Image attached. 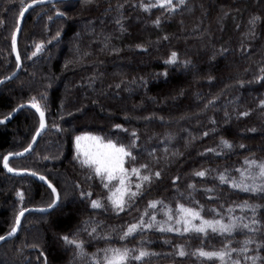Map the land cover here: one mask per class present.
<instances>
[{
  "label": "trees",
  "instance_id": "trees-1",
  "mask_svg": "<svg viewBox=\"0 0 264 264\" xmlns=\"http://www.w3.org/2000/svg\"><path fill=\"white\" fill-rule=\"evenodd\" d=\"M30 1L0 0V79L16 69L14 30ZM163 3L57 0L25 15L17 39L21 68L0 86V117L35 103L46 129L8 167L44 176L59 203L22 217L18 232L0 243V264H104L112 249L125 248L148 253L126 264H264V179L246 163H264V0ZM38 127L27 108L0 125V237L23 208L53 202L44 182L2 166ZM84 133L130 153L123 158V211L109 199L119 180L102 179L82 163L75 142ZM94 200L101 207L93 208ZM180 205L235 227L230 234L184 233L176 224ZM133 224L136 231L121 239ZM169 227L181 231L160 230ZM199 249L229 255L207 259L194 255Z\"/></svg>",
  "mask_w": 264,
  "mask_h": 264
},
{
  "label": "snow or ice",
  "instance_id": "snow-or-ice-1",
  "mask_svg": "<svg viewBox=\"0 0 264 264\" xmlns=\"http://www.w3.org/2000/svg\"><path fill=\"white\" fill-rule=\"evenodd\" d=\"M181 3H183V0H180ZM172 0H164V3L159 5L163 7L165 4H171ZM24 11L26 9H23L20 12V15L23 16ZM158 23V21H157ZM13 42H15V36H13ZM40 45H37V50L39 51ZM35 55V53H33ZM176 54H172V58L169 63H172L175 61ZM32 107L36 108L38 112H40L41 122H40V128L42 129L44 127V113L40 110V107L37 104H32ZM3 121H0L2 123ZM119 127V126H117ZM82 142H91L87 145L83 144ZM226 147H231L227 143V141L223 142ZM76 147L78 153H81L84 156V160L82 163L87 166H93L95 174L98 177H101L102 179L106 177V179L111 182L113 180H119L120 187L116 189V192L112 194V196L109 197L111 200L113 206L120 210H124V204H125V194L128 193V188L126 187V179H127V172L123 168V158L125 156H129L130 153L127 152L123 147H116L111 141H108L107 143H104L100 140L98 137H91V136H78L76 137ZM246 163L249 165V168L256 167L259 169L258 176L261 179H264V163L256 164L255 161H246ZM4 167L8 169L9 172L13 171V169L8 168L7 164V157L4 158ZM133 174H138L137 169L132 170ZM157 176L159 173L156 174ZM196 175L203 177L205 175L204 172H198ZM242 177L244 176V173H241ZM43 179V177H41ZM144 181H148L150 178L148 176H143L141 178ZM221 182H225V177L221 175L220 177ZM108 185L105 184V187ZM233 187L236 188H242L243 191H255L257 189H254L248 185L238 184L233 182ZM51 187V185H49ZM141 187L140 184L136 185V188L139 189ZM264 190V189H260ZM55 191V189H53ZM137 193L132 192L131 195L135 196ZM22 195V194H18ZM92 207L93 208H99L101 207V204L98 201H92ZM150 208H155L156 203L153 202L149 205ZM178 211L180 213V216L176 219L177 225H183V232L187 233L189 231H194L196 233H206L207 230H211L212 232H219L221 234L223 233H231L235 225L233 224H222L219 220L215 221H208L203 220L200 217V213L198 211L193 210L192 208H186L182 205L178 206ZM24 212L21 211L20 214L16 217V224L19 225L20 223V217L23 216ZM169 220H171L173 217L169 215ZM154 219V218H153ZM194 220H200L199 226L194 225L192 221ZM150 226V225H149ZM137 225L133 224L131 225L128 230L124 233V235L121 237V239H125L126 237L133 234V232L136 231ZM244 228H248V224L243 225ZM161 231H177L180 232V228H172L169 227L167 229L161 228ZM95 231V230H93ZM16 232V227H13L12 231L9 233V235H12ZM4 239V237H0V240ZM65 240L67 241V237H65ZM72 243L71 241H69ZM76 247H81L80 244H76ZM227 248V246H225ZM131 251L127 248L120 250V249H112V254L106 255L104 258V264H126V261L129 259L134 260H141L144 256L148 255V253L144 251H140L138 255H131ZM235 251V249H233ZM180 256H184L185 252L183 250H180L179 252ZM194 255H198L200 257H204L207 259L217 258L221 261L224 260L226 256L229 255L228 251H221V252H207L203 249H199ZM233 264H239V261H234Z\"/></svg>",
  "mask_w": 264,
  "mask_h": 264
},
{
  "label": "water",
  "instance_id": "water-1",
  "mask_svg": "<svg viewBox=\"0 0 264 264\" xmlns=\"http://www.w3.org/2000/svg\"><path fill=\"white\" fill-rule=\"evenodd\" d=\"M52 1H57V0H32V1L28 2L26 5H24V7L21 9V11L23 9H26V11H24L23 16H21L20 13H19V15L17 17L16 27H15L14 35H13V36H15V42H13V40H12V53H13L14 59L16 61V69L10 75L5 76V77L0 79V86L2 84H4V83L9 82L11 79H13L17 75V73L19 72V70L21 68V61H20V58H19V55H18V50H17V39H18L20 30H21L22 22H23V19H24L25 15L32 8H34L36 6H39V5L50 3ZM32 104H34V103H30V102L21 103V104L17 105L8 115L0 118V121H3L2 123H0V125L1 124H6V123L10 122L15 117V115L20 110H22L24 108L33 110L37 114V116L39 118V127H38L36 133L33 135V137L31 139L30 143L28 144V146L25 149H23L22 151H19V152H16V153H8L2 159V166L6 170L7 173H9L11 175H14V176H32V177L38 179L39 181L44 182V184L50 189V191L53 194L54 199H53V202L49 206H47V207L30 206V207L23 208L21 210V211L24 212L23 216L25 214L31 213V212L32 213H42V214L43 213H47V212L51 211L52 209H54L59 203V194H58L57 189L44 176L38 175V174L33 173L31 171H28V170H13V171L9 172L8 169L4 167V158L5 157H7V164H8V161L10 159H15V158H19V157H23V156L27 155L33 149V147L35 146L39 136L46 129V118H45V115L43 117V119H44V127L41 129L40 128V122H41L40 112H38L36 110V108L32 107ZM41 177H43V179H41ZM49 185H51V187H49ZM53 189H55V191H53ZM21 211H19V213L16 215V217L20 214ZM23 216L20 217V221H21ZM13 227H16V232L14 234H12V235H9V233H10L9 232L8 234L1 236V237H4V239L0 240V243L11 239L18 232L19 227H20V223H19V225L16 224V218H15V222H14V226Z\"/></svg>",
  "mask_w": 264,
  "mask_h": 264
},
{
  "label": "rangeland",
  "instance_id": "rangeland-1",
  "mask_svg": "<svg viewBox=\"0 0 264 264\" xmlns=\"http://www.w3.org/2000/svg\"><path fill=\"white\" fill-rule=\"evenodd\" d=\"M0 118H2V117H0ZM79 136H91V137H96L95 135H91V134H88V133H84V134H81V135H79ZM83 144H85V145H87V144H89V143H91V142H82ZM104 143H107V142H104ZM75 146H76V142H75ZM117 147V146H116ZM77 148V147H76ZM119 148V147H118ZM117 181H118V179H117ZM120 186V185H119ZM192 223L195 225V220L194 221H192Z\"/></svg>",
  "mask_w": 264,
  "mask_h": 264
}]
</instances>
